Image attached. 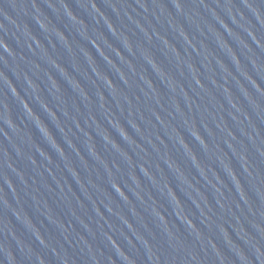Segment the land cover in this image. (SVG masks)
Here are the masks:
<instances>
[{
	"label": "water",
	"instance_id": "1",
	"mask_svg": "<svg viewBox=\"0 0 264 264\" xmlns=\"http://www.w3.org/2000/svg\"><path fill=\"white\" fill-rule=\"evenodd\" d=\"M0 264H264V0H0Z\"/></svg>",
	"mask_w": 264,
	"mask_h": 264
}]
</instances>
